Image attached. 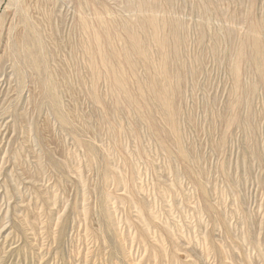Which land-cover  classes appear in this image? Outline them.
Segmentation results:
<instances>
[{
	"label": "rangeland",
	"instance_id": "1",
	"mask_svg": "<svg viewBox=\"0 0 264 264\" xmlns=\"http://www.w3.org/2000/svg\"><path fill=\"white\" fill-rule=\"evenodd\" d=\"M0 264H264V0H0Z\"/></svg>",
	"mask_w": 264,
	"mask_h": 264
}]
</instances>
